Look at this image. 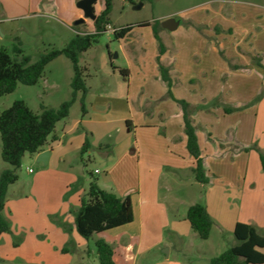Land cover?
Here are the masks:
<instances>
[{"label": "crops", "instance_id": "1", "mask_svg": "<svg viewBox=\"0 0 264 264\" xmlns=\"http://www.w3.org/2000/svg\"><path fill=\"white\" fill-rule=\"evenodd\" d=\"M55 4L59 14L68 16L63 17L68 25L83 17L78 7L62 10L58 0H0V23L6 20L4 14H16L25 6L36 10L44 5L54 11ZM99 9L100 13L102 3ZM232 14L226 19L219 13L217 21L210 23L225 32L232 28L231 35H217L211 29L202 35L181 23L173 32H160L167 47L160 61L170 67L174 98L199 108L193 120L209 184L195 180L196 160L187 150L183 112L167 97L154 32L149 27L134 28L125 37H132L130 46L123 48L129 65H112L114 82L107 80L94 95L87 86L86 114L74 119L70 112L43 150L32 155L41 166L38 173H29L32 191H37L33 198L15 197V184L9 187L3 214L11 222L12 233L0 238V263L79 264L69 249L63 253L70 241L91 255V243L103 239L114 249L115 264H210L224 252L216 253L210 242L213 234L235 239V225L242 222L254 225L264 236V173L259 154L244 151L256 145L264 152V94L257 100L264 92V70L253 63L257 56L264 64V13H246L245 20L248 15L254 18L248 28L242 27L244 21L237 25ZM235 31L243 41L230 39L236 37ZM221 51L233 65L245 69H231ZM224 106L235 111L227 114ZM87 138L91 147L85 155L105 167L99 186L121 198L129 196L134 212L130 224L91 241L79 236L71 212L79 208L91 182L83 171V189H73L79 179L78 156ZM51 174L59 181L57 197L39 186ZM197 203L206 207L213 220L210 237L202 245L194 244L198 236L186 219L188 209ZM20 236L16 248L15 238Z\"/></svg>", "mask_w": 264, "mask_h": 264}, {"label": "trees", "instance_id": "2", "mask_svg": "<svg viewBox=\"0 0 264 264\" xmlns=\"http://www.w3.org/2000/svg\"><path fill=\"white\" fill-rule=\"evenodd\" d=\"M114 0H102V10L97 14L93 23V30L76 34L62 49H51L43 53L37 62L32 63L29 56L24 55L21 43L18 41L13 47V54L0 47V99L15 92L19 84L35 86L43 77L46 67L59 57H66L73 65L74 76L71 81L72 95L68 101L63 102L59 108H49L41 105V112L34 113L24 101H15L11 107L0 113V137L1 158L11 165L13 170L6 169L0 174V238L4 234H11V222L3 212L6 206L9 187L15 184L19 176L17 170L21 167L26 154L34 155L43 150L48 144L49 138L55 132L56 126L62 120L69 117L70 110L77 102L79 94L82 114H86L85 98L88 94L84 70L80 66V55L87 52L99 36L107 32L111 24L110 14L113 9ZM85 25V24H84ZM138 27H152L154 37L158 44L157 63L161 80L167 84L169 91L167 97L176 101L181 107L184 118V132L187 136V150L196 160L193 169L195 180L203 185L210 182L207 176L202 152L198 141L193 114L199 108H193L184 100H177L172 94V79L170 67L163 65L160 57L167 51L160 32L163 30L160 23H140ZM186 26L191 24L186 23ZM195 26V25H192ZM135 26H126L114 30L116 39H124ZM200 29L199 26H195ZM75 28H79L75 26ZM216 31H220L218 28ZM231 32V31H229ZM231 69H245L239 65H233L226 59L223 51L220 52ZM253 63L264 70L263 59L253 57ZM123 73L122 71H120ZM264 92L258 97L259 100ZM227 114L233 113L235 109L224 106ZM90 139L87 138L81 150V156L90 149ZM255 150L259 154L262 170L264 173V152L256 145L246 148L244 151ZM91 182L88 191L81 197L80 206L76 211H71L74 216V224L81 238L91 241L96 234L107 232L127 224L134 219L133 203L129 196L121 198L112 192L103 190L97 179L90 173ZM187 221L200 239L208 240L213 227V220L206 207L197 203L187 211ZM67 230V226L63 225ZM234 237L236 244L228 248L219 256L210 260V264H264V236H262L254 225L238 222L235 225ZM18 243H15L17 246ZM96 255L99 264H115L113 259L114 249L103 239L94 241ZM67 248L63 253H67Z\"/></svg>", "mask_w": 264, "mask_h": 264}, {"label": "rangeland", "instance_id": "3", "mask_svg": "<svg viewBox=\"0 0 264 264\" xmlns=\"http://www.w3.org/2000/svg\"><path fill=\"white\" fill-rule=\"evenodd\" d=\"M64 1L67 2L66 6H63ZM79 1L58 0L63 7L62 10L66 9V11L68 7L71 8V11H76ZM101 3L102 0H97L95 4L96 14L100 11ZM25 8L16 14H4L3 19L6 20H2L0 23V47L7 49L9 53L13 54V47L19 41L24 55L29 56L32 63L37 62L43 53L51 49L64 48L76 36V30L80 32L81 30L83 32L93 30V21L90 19H86L85 25H79V28H75V22L80 18L71 21L68 25L63 18L68 16L59 14V7L56 4L54 11L44 5L39 6L36 10H29L28 6H25ZM240 11H245V14L249 12L264 13V0H114L113 9L110 14L111 24L107 32L99 36L97 42L87 52L80 55L79 64L84 70L85 80L88 88H91V94L94 95L97 90H100L107 80L114 82L112 65L119 67H127L129 65L127 58L124 56L123 48L130 46L132 37L118 40L114 35L115 29L129 25L138 28L137 25L140 23L162 24L163 21L169 18H176L186 28L190 27L186 26V23L191 24V26H199L200 29H197L195 26L192 27L202 35H204L205 31H210V29L217 35L223 33L231 35L232 31L234 32L232 28L225 32L219 25L211 28L210 23L212 24L217 21L216 16L218 15L219 17V13H221V17L226 19H231V15L234 13V22L240 26L244 21L242 27L248 28L249 22L254 21V18L251 17L250 19L248 15L245 20L243 18L245 14H240ZM140 28L148 29V26ZM149 28L153 30L151 26ZM218 28L220 31H216ZM236 31V37L231 36L230 39H235L239 43L243 39ZM246 39L248 40L249 36ZM73 76L74 71L71 61L66 57L57 58L46 67L44 75L37 85L25 86L19 84L14 93L1 98L0 113L11 107L15 101H24L36 114L41 112V105L54 109L59 108L63 102L71 98V81ZM79 96L81 95L79 94ZM79 100H77L70 110L72 112L71 118H80L82 114ZM1 149L0 137V174L6 169L13 170L11 165L2 160ZM78 158L79 168L77 175L79 179L76 185L73 186V189H83V171L85 172L84 177L87 181L92 178L90 173L93 174L97 181L98 179L102 181L105 178V167L102 163L94 160L90 161L87 155L78 156ZM27 167H31L36 173L41 169V166L35 162L32 155H25L21 167L17 170L19 179L15 183V186L12 187V189L15 188L17 190L15 197L23 196L25 198V196H28L33 198L32 196L37 192L32 191L33 174H29ZM95 170L101 171V173L96 174L94 173ZM56 183L59 184L57 176L51 174V176H48V179H42L39 186H43L46 191L51 190V192H47L49 196L57 197L56 195L59 194L58 188L60 187L59 185L56 187ZM13 197L9 196V199H13ZM98 235L96 234L95 236ZM230 236L232 235L226 234L223 238H220L216 234H213L210 242L211 244L213 242L216 253H222L236 244V240ZM22 239V236L15 238V243H18L16 248L19 247ZM194 244L202 245L206 243L205 240L200 239L198 236L194 240ZM90 248L94 252L91 255L88 253L90 255L88 256L84 254L83 248L77 247L73 244L72 240L67 246V249L71 251L70 254L75 255L79 264H86L87 256L90 260L88 264H99L94 243H91ZM16 264H19V262Z\"/></svg>", "mask_w": 264, "mask_h": 264}, {"label": "water", "instance_id": "4", "mask_svg": "<svg viewBox=\"0 0 264 264\" xmlns=\"http://www.w3.org/2000/svg\"><path fill=\"white\" fill-rule=\"evenodd\" d=\"M97 0H80L77 3V7L83 11V17L75 22V26L84 24L86 19L94 21L97 17L95 12V4ZM162 28L168 31H175L180 26V21L176 18H169L162 22Z\"/></svg>", "mask_w": 264, "mask_h": 264}, {"label": "built area", "instance_id": "5", "mask_svg": "<svg viewBox=\"0 0 264 264\" xmlns=\"http://www.w3.org/2000/svg\"><path fill=\"white\" fill-rule=\"evenodd\" d=\"M28 172H29V173H32V172H33V170H32V169H28Z\"/></svg>", "mask_w": 264, "mask_h": 264}]
</instances>
